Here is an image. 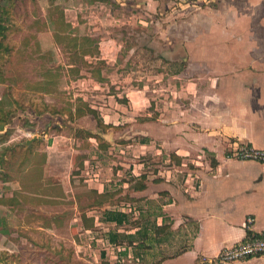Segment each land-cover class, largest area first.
I'll return each mask as SVG.
<instances>
[{
	"label": "crops",
	"instance_id": "0c3cea01",
	"mask_svg": "<svg viewBox=\"0 0 264 264\" xmlns=\"http://www.w3.org/2000/svg\"><path fill=\"white\" fill-rule=\"evenodd\" d=\"M95 1L138 8V12L143 11L138 17L143 25L148 24L145 14L157 9L162 22L172 21V26L193 25L200 16L190 7L196 0ZM208 1L212 29L202 32L193 26V33L180 35L173 29L177 37L203 39L181 41L171 49L174 60L161 65L173 69L161 72L173 83L174 95L184 99H165L168 105L175 103L174 107L159 109L150 105L146 84L143 88L130 85L124 95L120 90L108 95L115 97V103L108 100L112 107H98L103 109V122H112L102 130L108 140L106 148L117 151L115 146L134 143L143 147L144 157L118 160L115 166L110 163L106 165L109 173L102 175L104 166L96 160L103 154L100 132L91 129L88 139L95 140L89 145L94 155L82 156L78 163L87 173L82 179L84 189L97 198L90 208L83 206L82 193L71 189L78 175L73 171L77 168L74 153H69L72 136L59 130L51 143L44 142L47 133L36 137L33 154L43 156L44 163H51V158L62 160L68 168L63 176L55 170L51 178L58 189L47 194L48 202L60 215L53 217L50 229H58L65 221L63 216L74 211L82 232L101 228L102 243L116 247L127 240L144 264H219L220 250L245 238L247 217L254 219L253 230L264 229V163L227 157L234 142L264 149V0ZM215 5L217 8L211 10ZM166 25L160 38L166 39L173 32L170 24ZM100 38L98 50L89 53L93 59L103 58ZM117 62L111 64L115 69ZM123 118L129 123L117 127ZM117 135L124 140L118 141ZM76 145L71 146L73 150L83 146ZM112 180H118L117 189ZM124 202L138 210L125 212L120 209ZM109 211L125 214L126 221L116 224L105 220ZM88 219L92 226L85 224ZM66 225L68 229L71 226ZM109 236L115 239L112 243ZM230 264H264V254Z\"/></svg>",
	"mask_w": 264,
	"mask_h": 264
},
{
	"label": "rangeland",
	"instance_id": "374dc122",
	"mask_svg": "<svg viewBox=\"0 0 264 264\" xmlns=\"http://www.w3.org/2000/svg\"><path fill=\"white\" fill-rule=\"evenodd\" d=\"M196 1L190 7L200 16L193 25L163 23L157 9L145 14V27L138 21L143 16L138 8L106 6L95 0H0V264H144L142 256L136 261L126 257L128 250L103 244L101 228L82 232L73 210L63 216L65 221L58 229L48 227L53 217L60 215L47 197L58 189L51 179L53 172L61 174L68 168L55 158L44 163L43 156L33 154V149L38 145L36 137L44 133L48 134L44 142L49 143L59 130L72 136L69 153H74L77 168L73 171L78 175L71 189L81 192L83 206L90 208L97 198L84 189L82 179L87 173L78 163L82 156L94 155L89 145L95 140L88 139L91 129H98L103 143V154L96 158L104 166L102 175L109 173L106 165L110 163L137 161L144 155L143 147L134 143L115 146L117 151L106 148L108 140L97 118L81 114L92 108L103 122V109L98 107H112L108 100L115 103V97L108 95L119 90L124 95L130 85L143 88L146 84L150 105L159 109L174 107L175 103L168 105L165 99H184L174 95L173 83L161 72V65L174 60L171 49L181 41L203 39L177 37L173 29L177 28L179 35L193 33V26L202 32L212 29V18L207 14L210 2ZM166 24L173 32L166 39L160 38ZM99 37L103 58L93 59L89 53L98 50ZM115 60L117 69L111 66ZM164 66V72L173 71ZM127 123L123 118L116 125ZM78 143L83 146L73 150L71 146ZM112 183L117 189L118 180ZM66 223L71 224L69 229ZM91 223L90 219L85 221L86 225ZM132 254L136 255L133 249Z\"/></svg>",
	"mask_w": 264,
	"mask_h": 264
},
{
	"label": "built area",
	"instance_id": "2783aa9c",
	"mask_svg": "<svg viewBox=\"0 0 264 264\" xmlns=\"http://www.w3.org/2000/svg\"><path fill=\"white\" fill-rule=\"evenodd\" d=\"M227 157L237 160H252L264 163V149L253 147L247 143L234 142L229 149ZM120 209L125 212L137 211V207L130 202H124ZM253 217H247L245 227L247 234L243 240L234 245L224 247L217 255V262L219 264H230L237 260H243L250 257H256L264 254V229L255 231L252 229ZM118 250H128L126 257H130L138 261L140 254H132V246L129 244L118 245ZM123 260V259H121Z\"/></svg>",
	"mask_w": 264,
	"mask_h": 264
},
{
	"label": "trees",
	"instance_id": "16d2710c",
	"mask_svg": "<svg viewBox=\"0 0 264 264\" xmlns=\"http://www.w3.org/2000/svg\"><path fill=\"white\" fill-rule=\"evenodd\" d=\"M94 52H95V50H92V52L90 51V53H94ZM85 113H90L95 118H97L96 122H97L98 126L102 127L103 130L106 129L109 126V125H106V124H104L102 122V120L98 117L97 111H95L94 109L91 108V109L83 112L81 115H83ZM99 139H100V137H99ZM101 145H103V143H101ZM126 219H127V216L125 214H123V213H120V212H111V211H109V212H106V214H105V220L110 221V222H115L116 224H121L123 221H126ZM114 240L115 239L112 236H109V242L112 243Z\"/></svg>",
	"mask_w": 264,
	"mask_h": 264
},
{
	"label": "water",
	"instance_id": "95a60500",
	"mask_svg": "<svg viewBox=\"0 0 264 264\" xmlns=\"http://www.w3.org/2000/svg\"><path fill=\"white\" fill-rule=\"evenodd\" d=\"M26 143H29V139L26 141Z\"/></svg>",
	"mask_w": 264,
	"mask_h": 264
}]
</instances>
